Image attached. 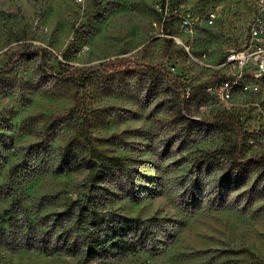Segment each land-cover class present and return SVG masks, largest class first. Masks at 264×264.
Masks as SVG:
<instances>
[{"label": "rangeland", "instance_id": "1", "mask_svg": "<svg viewBox=\"0 0 264 264\" xmlns=\"http://www.w3.org/2000/svg\"><path fill=\"white\" fill-rule=\"evenodd\" d=\"M258 21L264 0H0V264H84L56 216L90 196L155 219L149 251L90 264H264V86L207 93ZM94 155L122 168L94 184Z\"/></svg>", "mask_w": 264, "mask_h": 264}, {"label": "trees", "instance_id": "2", "mask_svg": "<svg viewBox=\"0 0 264 264\" xmlns=\"http://www.w3.org/2000/svg\"><path fill=\"white\" fill-rule=\"evenodd\" d=\"M222 122H229L234 125V119L230 116L221 117L219 121L213 122L206 130H213ZM218 155H226L225 151L219 150ZM261 164L264 162V155L258 159ZM88 176L91 177L94 184L103 181L111 172L122 168V164L118 159L100 157L94 155L91 160L84 163ZM126 183H131L130 175L126 176ZM129 196H133L129 193ZM90 196L84 202H73L64 212L57 215V221L66 218L75 217L79 226L85 227V231L81 236L75 237L70 241L71 234L65 231L60 236L65 242L64 251L70 255L84 253V264H90L102 261L113 254H127L142 250H148V246L153 241L152 223L155 219L142 221L138 218H125L102 215L98 211L99 202H94ZM149 224V225H148ZM28 242V241H27ZM24 248H38L45 253H54L50 251L45 243L36 247L34 243H26Z\"/></svg>", "mask_w": 264, "mask_h": 264}, {"label": "built area", "instance_id": "3", "mask_svg": "<svg viewBox=\"0 0 264 264\" xmlns=\"http://www.w3.org/2000/svg\"><path fill=\"white\" fill-rule=\"evenodd\" d=\"M217 68L223 73L207 92L217 101L227 103V86L236 83H243L242 93H257L260 85L264 86V24H254L243 45L225 53Z\"/></svg>", "mask_w": 264, "mask_h": 264}, {"label": "bare ground", "instance_id": "4", "mask_svg": "<svg viewBox=\"0 0 264 264\" xmlns=\"http://www.w3.org/2000/svg\"><path fill=\"white\" fill-rule=\"evenodd\" d=\"M235 87V88H237V89H242L243 90V84L242 83H236V84H234V85H230V86H227V90H226V92H228L229 90H232V87ZM241 90V91H242Z\"/></svg>", "mask_w": 264, "mask_h": 264}]
</instances>
